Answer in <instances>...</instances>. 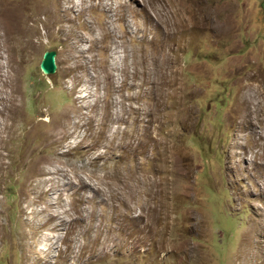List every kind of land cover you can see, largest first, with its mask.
Segmentation results:
<instances>
[{"label":"rangeland","instance_id":"374dc122","mask_svg":"<svg viewBox=\"0 0 264 264\" xmlns=\"http://www.w3.org/2000/svg\"><path fill=\"white\" fill-rule=\"evenodd\" d=\"M263 3L0 0V264H264Z\"/></svg>","mask_w":264,"mask_h":264},{"label":"water","instance_id":"95a60500","mask_svg":"<svg viewBox=\"0 0 264 264\" xmlns=\"http://www.w3.org/2000/svg\"><path fill=\"white\" fill-rule=\"evenodd\" d=\"M263 9H264V3H263ZM56 57H57V53L55 51H47L44 53L43 60L40 64V70L44 76H49L56 73L57 70Z\"/></svg>","mask_w":264,"mask_h":264},{"label":"clouds","instance_id":"9594fccd","mask_svg":"<svg viewBox=\"0 0 264 264\" xmlns=\"http://www.w3.org/2000/svg\"><path fill=\"white\" fill-rule=\"evenodd\" d=\"M57 65V64H56Z\"/></svg>","mask_w":264,"mask_h":264}]
</instances>
